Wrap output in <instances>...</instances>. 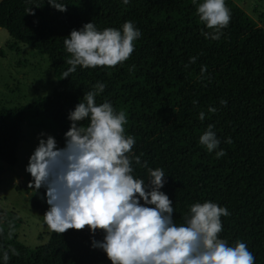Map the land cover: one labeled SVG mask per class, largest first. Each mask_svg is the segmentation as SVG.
<instances>
[{
  "label": "trees",
  "instance_id": "1",
  "mask_svg": "<svg viewBox=\"0 0 264 264\" xmlns=\"http://www.w3.org/2000/svg\"><path fill=\"white\" fill-rule=\"evenodd\" d=\"M58 2L66 4L65 11L48 0H0V28L47 55L58 82L52 95L21 109L0 111V161L9 167L16 164L26 122L52 120L64 137L71 123L69 111L103 83L95 102L110 101L114 110L125 112V135L135 139L130 155L147 162L141 167L133 161L132 175L147 180L149 168L163 169L161 191L173 202L178 225L194 203L225 206L230 214L221 216L218 237L230 246L245 242L255 264H264V29L233 0H225L230 21L219 39L204 35L213 29L199 19L193 0ZM89 21L98 30L120 29L132 21L141 35L128 59L116 66L77 65L62 78L71 58L63 41ZM221 99L227 103L221 105ZM209 107L216 111L209 112ZM79 123L86 126L89 121ZM208 125L226 153L220 158L199 143ZM38 192L44 194L45 189ZM3 217L0 208V252H8V264H111L102 249L91 246L93 239H103L100 229L94 234L87 225L63 233L50 229L47 243L30 250L9 237Z\"/></svg>",
  "mask_w": 264,
  "mask_h": 264
},
{
  "label": "clouds",
  "instance_id": "2",
  "mask_svg": "<svg viewBox=\"0 0 264 264\" xmlns=\"http://www.w3.org/2000/svg\"><path fill=\"white\" fill-rule=\"evenodd\" d=\"M48 3L60 11L65 5L58 0ZM127 5L129 0H122ZM196 12L206 27V37L219 39L221 29L228 26L230 10L225 0H202ZM29 11H31L29 9ZM141 35L132 21L120 29L98 30L92 21L73 29L63 43L71 54L70 65L62 78L81 67L116 66L134 51L133 41ZM196 57L190 61L195 62ZM205 66L201 67V73ZM105 85L97 83L95 91L83 95L68 113L71 122L64 133V144L57 146L51 135L40 133L38 143L28 158L25 171L33 189H45L44 222L54 232L69 228L91 233L103 231L102 240H92L93 248L102 249L111 264H255V256L243 241L234 246L218 237L222 231L221 216L229 215L225 206L212 201L194 203L182 224L173 218V202L161 191L166 174L161 168H149L148 179L132 175V162L146 167L139 155H130L135 139L125 135L127 117L123 110H114L110 101L95 102ZM227 101L221 99L220 104ZM209 112H215L209 107ZM205 119V113L199 112ZM87 119L89 123L79 122ZM208 128L199 136V143L216 158L224 156L220 139ZM231 143V138H225ZM218 149V150H217ZM147 181V182H146ZM11 230L9 237H11ZM16 254L15 249H12ZM7 251L0 252V264H8Z\"/></svg>",
  "mask_w": 264,
  "mask_h": 264
},
{
  "label": "rangeland",
  "instance_id": "3",
  "mask_svg": "<svg viewBox=\"0 0 264 264\" xmlns=\"http://www.w3.org/2000/svg\"><path fill=\"white\" fill-rule=\"evenodd\" d=\"M233 1L264 29V0ZM57 84L47 55L16 41L0 28V111L27 107L38 97L52 95ZM40 133L53 136L57 146H63L65 138L56 123L38 118L22 126L16 164L9 167L0 161L3 227L11 230L12 235L30 250L46 244L50 236L43 216L49 205L45 195L30 186L32 177L25 171ZM33 203L39 204V208H34Z\"/></svg>",
  "mask_w": 264,
  "mask_h": 264
}]
</instances>
